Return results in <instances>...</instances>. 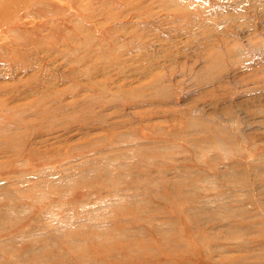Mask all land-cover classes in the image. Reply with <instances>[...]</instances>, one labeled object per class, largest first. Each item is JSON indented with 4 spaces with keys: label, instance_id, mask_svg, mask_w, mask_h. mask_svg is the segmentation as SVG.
<instances>
[{
    "label": "rangeland",
    "instance_id": "374dc122",
    "mask_svg": "<svg viewBox=\"0 0 264 264\" xmlns=\"http://www.w3.org/2000/svg\"><path fill=\"white\" fill-rule=\"evenodd\" d=\"M0 264H264V0H0Z\"/></svg>",
    "mask_w": 264,
    "mask_h": 264
}]
</instances>
